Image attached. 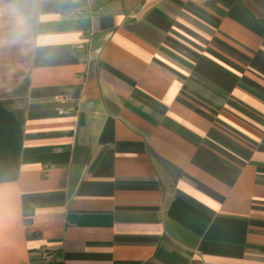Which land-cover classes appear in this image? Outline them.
Listing matches in <instances>:
<instances>
[{
    "label": "crops",
    "instance_id": "obj_1",
    "mask_svg": "<svg viewBox=\"0 0 264 264\" xmlns=\"http://www.w3.org/2000/svg\"><path fill=\"white\" fill-rule=\"evenodd\" d=\"M0 264H264V0H0Z\"/></svg>",
    "mask_w": 264,
    "mask_h": 264
},
{
    "label": "built area",
    "instance_id": "obj_2",
    "mask_svg": "<svg viewBox=\"0 0 264 264\" xmlns=\"http://www.w3.org/2000/svg\"><path fill=\"white\" fill-rule=\"evenodd\" d=\"M84 15V10H83V7L82 6H77L75 8V10L67 16L68 19H77V18H80ZM43 256L46 258V259H49L50 258V252L48 251H44V254Z\"/></svg>",
    "mask_w": 264,
    "mask_h": 264
}]
</instances>
